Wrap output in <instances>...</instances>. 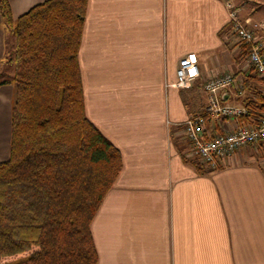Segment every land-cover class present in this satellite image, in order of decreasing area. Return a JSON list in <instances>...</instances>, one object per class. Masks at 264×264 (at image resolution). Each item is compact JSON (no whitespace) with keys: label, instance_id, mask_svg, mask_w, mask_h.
<instances>
[{"label":"crops","instance_id":"0c3cea01","mask_svg":"<svg viewBox=\"0 0 264 264\" xmlns=\"http://www.w3.org/2000/svg\"><path fill=\"white\" fill-rule=\"evenodd\" d=\"M44 1L9 3L17 18ZM228 3L249 4L88 0L78 54L85 111L123 163L91 224L97 264H264V147L245 145L214 170L184 160L183 122L204 113L207 78L230 72L250 78L252 90L260 85L226 33ZM13 44L0 10V71L9 80L0 85V162L11 151ZM191 53L200 77L177 88L180 59ZM225 99L241 104L243 96L230 90ZM223 126L209 120L207 131Z\"/></svg>","mask_w":264,"mask_h":264},{"label":"trees","instance_id":"16d2710c","mask_svg":"<svg viewBox=\"0 0 264 264\" xmlns=\"http://www.w3.org/2000/svg\"><path fill=\"white\" fill-rule=\"evenodd\" d=\"M87 4L45 0L14 18L0 0L15 86L10 157L0 162V264L98 263L91 224L123 163L85 111L78 54ZM245 83L250 119L264 113V96Z\"/></svg>","mask_w":264,"mask_h":264},{"label":"built area","instance_id":"2783aa9c","mask_svg":"<svg viewBox=\"0 0 264 264\" xmlns=\"http://www.w3.org/2000/svg\"><path fill=\"white\" fill-rule=\"evenodd\" d=\"M229 38L248 48V62L254 72L264 80V37L256 34L248 22L242 20L239 9L228 3ZM262 24H255L254 27ZM200 77V70L194 54L180 59L177 78L172 83L177 88H188ZM207 94L204 113L189 117L183 122L191 158L202 161L205 167L217 169L239 148L248 144H261L264 147V113L247 119L249 109L244 104L226 101L230 90L238 97L246 93L243 80H237L233 73L226 72L207 78L203 82ZM260 88H262L260 86ZM264 96V92H263ZM209 120L218 122L224 131L212 135L207 131ZM230 122V124H226Z\"/></svg>","mask_w":264,"mask_h":264},{"label":"rangeland","instance_id":"374dc122","mask_svg":"<svg viewBox=\"0 0 264 264\" xmlns=\"http://www.w3.org/2000/svg\"><path fill=\"white\" fill-rule=\"evenodd\" d=\"M248 2H249V4H248L247 8H244L243 10H239L240 16H241L243 21L249 22V24L253 28H255L254 30H255L256 34L264 37V24H263L264 23V0H248ZM257 22H259V24H262V25L254 27L255 23H257ZM226 33H228V31ZM236 45L238 47L239 46L241 47L240 44H236ZM246 47H247V49H249L248 48L249 46H246ZM246 58L248 59V52H247ZM248 64L250 65L249 66L250 67V71L252 70L251 72H253L254 69H253L252 65L249 62H248ZM8 68H9V66L7 68H5V69H8ZM253 74L255 75L254 79L256 81H258V83L260 84L259 87H258V91H260L263 94V92H264V80L259 78V76L256 73L253 72ZM4 75H5V70H4V66H3L1 68V71H0V81L5 79ZM260 86L262 88H260ZM198 162L202 163V161H200V160H198Z\"/></svg>","mask_w":264,"mask_h":264}]
</instances>
